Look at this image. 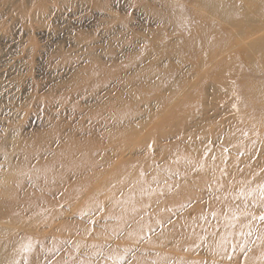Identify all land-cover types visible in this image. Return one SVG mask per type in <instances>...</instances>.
<instances>
[{
	"label": "rangeland",
	"instance_id": "rangeland-1",
	"mask_svg": "<svg viewBox=\"0 0 264 264\" xmlns=\"http://www.w3.org/2000/svg\"><path fill=\"white\" fill-rule=\"evenodd\" d=\"M0 264H264V0H0Z\"/></svg>",
	"mask_w": 264,
	"mask_h": 264
},
{
	"label": "bare ground",
	"instance_id": "bare-ground-1",
	"mask_svg": "<svg viewBox=\"0 0 264 264\" xmlns=\"http://www.w3.org/2000/svg\"><path fill=\"white\" fill-rule=\"evenodd\" d=\"M218 1H219V0H218ZM2 251H3V250H2ZM2 251H1V252H2ZM9 251H10V250H9ZM1 255H3V253H2ZM5 255H7V253H5ZM5 255H4V256H5ZM6 257H7V256H6Z\"/></svg>",
	"mask_w": 264,
	"mask_h": 264
}]
</instances>
